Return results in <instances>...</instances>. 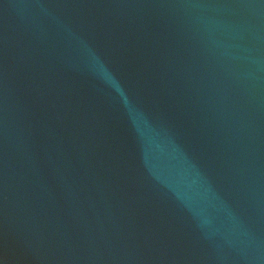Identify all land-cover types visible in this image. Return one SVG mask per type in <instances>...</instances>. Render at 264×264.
I'll list each match as a JSON object with an SVG mask.
<instances>
[{"label": "water", "instance_id": "1", "mask_svg": "<svg viewBox=\"0 0 264 264\" xmlns=\"http://www.w3.org/2000/svg\"><path fill=\"white\" fill-rule=\"evenodd\" d=\"M0 264H264V0H0Z\"/></svg>", "mask_w": 264, "mask_h": 264}]
</instances>
